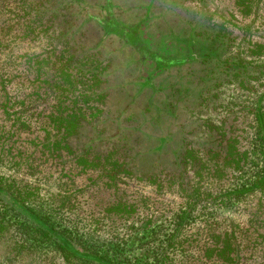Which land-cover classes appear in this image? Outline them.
<instances>
[{
  "label": "rangeland",
  "instance_id": "rangeland-1",
  "mask_svg": "<svg viewBox=\"0 0 264 264\" xmlns=\"http://www.w3.org/2000/svg\"><path fill=\"white\" fill-rule=\"evenodd\" d=\"M39 2L0 0V103L9 100L8 112L0 107V186L12 187L34 211L47 216L49 224L73 249L110 264H222L204 253L213 245L212 235L225 232L235 236L238 264H264V190L225 195L247 186L260 173L258 124L254 115L244 110L256 107L255 98L217 72L207 84L197 85L194 75L198 73L186 75L195 70L188 65L154 75L152 82L161 91L151 96L150 90L140 89L136 81L140 73L152 68L149 62L135 64L131 50L114 36H104L94 20L70 39H57L61 29L48 21L50 13L44 17L38 13ZM90 2L100 4L102 0ZM106 8L111 10L109 5ZM179 8L199 12L201 24L223 26L230 32L232 41L223 44L225 58L254 60L248 55L250 43L264 42V0L251 15L241 14L235 0H158L156 4V9H164L170 19L176 18L174 13ZM89 13L95 18L104 15L93 7ZM160 22L142 25L141 31L149 42L165 40L157 35ZM100 40L99 50L110 67L103 76L104 105L95 98L88 103L104 109L100 116L93 117L88 115L85 97H81L90 94L87 84L69 91L57 66L64 48L73 44L80 58ZM162 45L170 55L186 56L169 49L171 43ZM45 58L50 64L41 71L38 60ZM257 60L264 61V57ZM177 83L186 92L179 103L168 96L171 93L167 90ZM256 86L259 94L264 92V86ZM262 106L264 111V98ZM146 107L152 113L156 109L159 112L150 117L144 112ZM76 108H81L87 122L94 125V129L84 127L82 141L98 137L95 145L99 149L113 146L135 125L141 129L133 132L138 142L134 150L155 146L156 141L148 135L162 133L172 139L164 150L181 147L183 139L202 148L207 134L203 121L212 119L233 126L246 160L242 169L228 171L223 179L207 177L197 184L195 181L200 196L193 207L176 186L168 184L158 187L123 177L115 193L97 171L83 170L72 158L53 157L47 151L44 141L53 117L59 111L66 114ZM119 198L135 204L137 211L129 217L106 213V206ZM1 222L0 264H103L64 251L61 241L35 237L28 229H22L21 223L34 225L32 218L2 194Z\"/></svg>",
  "mask_w": 264,
  "mask_h": 264
},
{
  "label": "trees",
  "instance_id": "trees-1",
  "mask_svg": "<svg viewBox=\"0 0 264 264\" xmlns=\"http://www.w3.org/2000/svg\"><path fill=\"white\" fill-rule=\"evenodd\" d=\"M38 1H40L38 13L43 17L50 13L48 21H52V26L56 25L61 29L57 39L66 36L69 38L81 30L87 22L94 20L100 26L104 36H114L124 47L131 50L135 64L140 66L149 62L152 68L140 73L136 81H139L140 89L148 88L151 96L161 91L152 82L154 75L160 74L165 69H180L186 65L193 66L195 69L187 72V76L198 73L194 75L197 85L207 84L216 72L226 77L227 81L237 82L239 89L255 98L256 107H244V110L253 114L257 121L262 160L260 173L250 184L225 195H245L256 189L264 190V111L262 110L264 92L259 94L256 86V84L264 86V61L257 60L264 57V42L250 43L248 55L254 60L238 57L225 58L223 44L232 41L230 32L223 26L201 24L203 20L199 12H191L188 9L182 11L179 8L178 12L174 13L176 18L170 19L163 12L164 9H156L158 0H102L100 4H92L90 0ZM235 3L241 14L251 15L257 11L261 0H235ZM106 5H109L111 10L107 11ZM91 7L97 8L104 15L98 18L90 16ZM61 18L63 19L62 24ZM158 20L162 22H160L161 26L158 23L156 27L157 35L165 40L161 41L162 43L149 42L143 35L141 27L147 22L156 24ZM111 24L115 26L112 27ZM68 31L69 34H67ZM69 39H67L68 43ZM101 42L102 40L93 49H89L88 54H82L80 58L79 50L73 44L69 48H64L65 51L59 56L58 75L68 86L69 91H74L80 84H87L90 94L81 95L85 97L83 100L85 105H88L91 98L99 99L97 101L101 102L105 97L102 89L103 76L108 74L110 62L105 63L102 58L101 50H99ZM163 42L164 44L171 43L172 45L168 46L169 49L183 52L186 56L170 55L167 47L162 45ZM164 61H172V63L166 64ZM38 64L42 71L47 69L50 63L45 58L38 60ZM167 90H170L171 95L168 96H172L173 101L179 103L184 99L183 95L186 92H183L179 83L170 85ZM8 103L9 100L0 103V107L5 112H8ZM101 105H104V101ZM87 108H89L88 115L93 117L104 113L103 107L99 105H88ZM168 111L172 115L171 109ZM144 112H148L152 117L159 111L156 109V112L152 113L146 107ZM86 119L87 115L81 108L72 109L66 114L59 111L51 121V129L46 131L44 144L51 156L66 155L72 158L81 169L97 171L99 177L105 179V183L115 193L119 190L118 183L123 177L148 182L158 187L168 184L169 187L176 186L191 201L189 206L193 207L200 196V188L194 185L195 181L197 184L207 177L223 179L228 171L242 169L246 160L244 152L239 148V138L234 133L233 126L227 125L223 120L215 122L212 119H206L203 121L202 126L207 134L206 143L202 148L196 147L192 141L183 139L181 147L174 146L170 150H164L172 139L162 133L155 136L148 135V138L156 141V145L140 151L134 150V144L138 142L133 137V132L141 129L140 125L132 127L133 131L128 135H122V138L113 146L99 149L95 145L98 137H90L86 143L81 139L85 126L94 129L92 122H87ZM140 136H143V132ZM163 163L166 165L162 166ZM0 194L32 218L34 225L21 223L22 229H28L35 237L41 236L44 239L62 242L59 238L62 235L53 225L49 224L48 217L28 206L26 199L16 193L12 187L0 186ZM136 211L135 204L121 198L114 200L105 208L108 214L127 217ZM6 212L7 210H5V216ZM184 216L183 214L181 218L184 219ZM0 224L3 225L2 222ZM212 244L205 250L204 254L207 258L215 257L222 264H238L239 250L233 233L213 234ZM59 245L64 251L70 253L63 243L59 242Z\"/></svg>",
  "mask_w": 264,
  "mask_h": 264
},
{
  "label": "water",
  "instance_id": "water-1",
  "mask_svg": "<svg viewBox=\"0 0 264 264\" xmlns=\"http://www.w3.org/2000/svg\"><path fill=\"white\" fill-rule=\"evenodd\" d=\"M61 238V237H60ZM63 244L71 251L73 252L74 254H76L77 256L79 257H82V258H87V259H94V260H97L98 262H101L103 264H110L109 262L105 261V260H102V259H99L97 257H94V256H90V255H87V254H83L81 252H78L77 250L73 249V247L71 246L70 243H68L66 240H64L63 238H61Z\"/></svg>",
  "mask_w": 264,
  "mask_h": 264
}]
</instances>
